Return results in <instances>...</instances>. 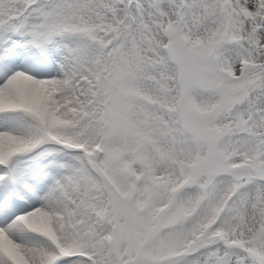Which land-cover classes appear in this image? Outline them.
Instances as JSON below:
<instances>
[{
	"label": "snow or ice",
	"instance_id": "6c2138e0",
	"mask_svg": "<svg viewBox=\"0 0 264 264\" xmlns=\"http://www.w3.org/2000/svg\"><path fill=\"white\" fill-rule=\"evenodd\" d=\"M0 264H264V0H0Z\"/></svg>",
	"mask_w": 264,
	"mask_h": 264
}]
</instances>
